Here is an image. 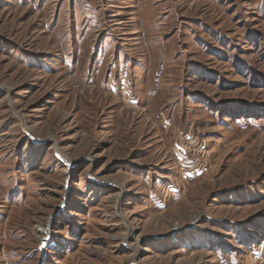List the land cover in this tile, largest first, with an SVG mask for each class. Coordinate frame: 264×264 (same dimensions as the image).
<instances>
[{"label":"rangeland","instance_id":"rangeland-1","mask_svg":"<svg viewBox=\"0 0 264 264\" xmlns=\"http://www.w3.org/2000/svg\"><path fill=\"white\" fill-rule=\"evenodd\" d=\"M0 264H264V0H0Z\"/></svg>","mask_w":264,"mask_h":264},{"label":"bare ground","instance_id":"bare-ground-1","mask_svg":"<svg viewBox=\"0 0 264 264\" xmlns=\"http://www.w3.org/2000/svg\"><path fill=\"white\" fill-rule=\"evenodd\" d=\"M43 232V231H42Z\"/></svg>","mask_w":264,"mask_h":264}]
</instances>
